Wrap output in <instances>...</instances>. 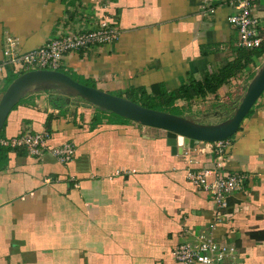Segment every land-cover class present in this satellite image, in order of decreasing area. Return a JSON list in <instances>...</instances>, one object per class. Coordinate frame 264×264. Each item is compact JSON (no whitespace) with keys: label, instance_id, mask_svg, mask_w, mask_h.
I'll return each instance as SVG.
<instances>
[{"label":"crops","instance_id":"crops-1","mask_svg":"<svg viewBox=\"0 0 264 264\" xmlns=\"http://www.w3.org/2000/svg\"><path fill=\"white\" fill-rule=\"evenodd\" d=\"M202 2L0 0V64L7 35L28 51L105 18L118 39L68 53L62 70L76 80L124 97L130 88L149 93L159 84L175 92L204 84L238 48L227 20L235 0ZM252 12L264 36V0H254ZM251 64L215 94L178 99L172 113L218 122L244 89ZM10 70L0 66V94ZM52 94L23 98L0 132L7 140L24 131L49 134L41 156L8 147L0 162V264H176L172 249L204 236L236 249L231 264H264V239L250 236L264 234V94L229 137L222 161L244 176L243 190L228 198L214 229L211 195L185 176L214 165L210 143L172 154L165 131L118 121L78 99L57 108ZM68 142L75 154L65 164L50 150Z\"/></svg>","mask_w":264,"mask_h":264},{"label":"built area","instance_id":"built-area-1","mask_svg":"<svg viewBox=\"0 0 264 264\" xmlns=\"http://www.w3.org/2000/svg\"><path fill=\"white\" fill-rule=\"evenodd\" d=\"M205 5L206 0H203ZM235 11L228 15V22L237 32L236 47L254 49L264 46V36L258 29V22L252 9L254 0H235ZM210 11H213L210 9ZM116 27L107 19L101 18L98 25H92L82 32L67 33L59 38H50L42 45L28 51L20 49L18 38L7 35L4 38L0 66H10L13 72L31 69H64V57L71 52L87 51L92 46L114 43L118 39ZM83 103V102H82ZM49 134L45 131L30 133L24 131L10 139H0L3 147H23L29 155H42ZM230 144L229 138L210 143L214 165L198 170L186 169L187 181L197 189L211 195L218 209L213 225L220 221L227 209L228 198L243 190L244 176L238 172H228L224 168L223 158ZM52 155L61 163H69L75 154L73 143H63L51 148ZM236 249L221 245L211 236H204L196 241H185L172 249L176 264H231Z\"/></svg>","mask_w":264,"mask_h":264},{"label":"water","instance_id":"water-1","mask_svg":"<svg viewBox=\"0 0 264 264\" xmlns=\"http://www.w3.org/2000/svg\"><path fill=\"white\" fill-rule=\"evenodd\" d=\"M40 92L78 99L101 112L163 130L171 153L182 155L199 142H217L237 132L241 121L264 94V60L254 70L238 100L233 102L231 113L216 123H202L190 116L142 106L124 96L84 84L60 70H26L15 76L0 94V132L12 108L26 96Z\"/></svg>","mask_w":264,"mask_h":264},{"label":"trees","instance_id":"trees-1","mask_svg":"<svg viewBox=\"0 0 264 264\" xmlns=\"http://www.w3.org/2000/svg\"><path fill=\"white\" fill-rule=\"evenodd\" d=\"M259 58H264V48L262 46L254 49L238 48L236 50V56L234 57V59L225 62L220 67H217L216 69L208 73L205 78L204 84L190 83L186 86H181L175 92H168L162 85L159 84L152 85L150 87L151 91L149 93L144 87L130 88L126 91L125 97L141 104L142 106L172 113L171 106H173V104L178 99L190 100L193 97L202 96L206 93L215 94L216 90L219 87L225 85L231 78H236L237 76H239L246 64L253 63L255 59ZM24 71L25 70L15 73L10 70L6 82L9 84V82L15 76ZM60 71L68 74V72L65 70L60 69ZM253 73L254 72L252 71L249 74L247 79H245V82H247V80L252 77ZM70 76L75 79L72 75ZM242 88H245V84ZM117 95L121 96V94ZM69 100L70 99L59 96L57 94L51 95V104L57 108L63 107L68 103ZM97 112L115 118L118 121H129L113 113H104L99 110H97ZM7 149L8 147H3L0 145V162L6 159ZM250 236L252 238L264 239V234L261 231L250 232Z\"/></svg>","mask_w":264,"mask_h":264},{"label":"rangeland","instance_id":"rangeland-1","mask_svg":"<svg viewBox=\"0 0 264 264\" xmlns=\"http://www.w3.org/2000/svg\"><path fill=\"white\" fill-rule=\"evenodd\" d=\"M204 2H202V4H203ZM264 60V58L263 59H260V60H257V64L255 63V62H253L249 67H248V69H247V73H248V75L251 73V71H252V69L254 68V70L256 69V67H258L260 64H261V62ZM255 66V67H254ZM254 72V71H253ZM248 81V80H247ZM244 84H245V86H246V84H247V82H244ZM8 85V83L6 82L5 84H4V88L3 89H5L6 88V86ZM244 90V89H243ZM243 90L239 93V95L235 98V101L234 102H236L237 100H238V98H239V96L242 94V92H243ZM116 94V93H115ZM117 95V94H116ZM233 104L234 103H230V104H228V106H227V110L226 111H224V112H222V113H220V115L219 116H217V117H215V120H222V119H224V118H226L230 113H231V110H232V106H233ZM172 112V111H171ZM174 114H176L175 113V111L173 112ZM171 254H172V251H171Z\"/></svg>","mask_w":264,"mask_h":264}]
</instances>
